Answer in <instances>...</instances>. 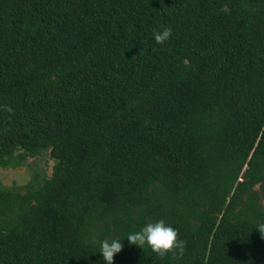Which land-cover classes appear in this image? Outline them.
<instances>
[{
  "label": "trees",
  "instance_id": "trees-1",
  "mask_svg": "<svg viewBox=\"0 0 264 264\" xmlns=\"http://www.w3.org/2000/svg\"><path fill=\"white\" fill-rule=\"evenodd\" d=\"M45 150L0 184V264H103L160 218L182 252L113 264H264V0H0V168Z\"/></svg>",
  "mask_w": 264,
  "mask_h": 264
},
{
  "label": "clouds",
  "instance_id": "clouds-1",
  "mask_svg": "<svg viewBox=\"0 0 264 264\" xmlns=\"http://www.w3.org/2000/svg\"><path fill=\"white\" fill-rule=\"evenodd\" d=\"M171 33L170 27H164L161 31L153 33V38L157 43H161L167 41ZM254 228L264 236V220H257ZM125 237L130 244L141 248L147 245L159 256L173 250L182 252L185 244V241L179 238L177 229L165 219L148 220L141 224L138 230L99 238L98 252L102 254L103 264H113L114 254L121 250ZM91 239L95 241L97 234L93 233Z\"/></svg>",
  "mask_w": 264,
  "mask_h": 264
},
{
  "label": "rangeland",
  "instance_id": "rangeland-1",
  "mask_svg": "<svg viewBox=\"0 0 264 264\" xmlns=\"http://www.w3.org/2000/svg\"><path fill=\"white\" fill-rule=\"evenodd\" d=\"M55 159L50 150H45L36 156H27L26 159L12 167L0 168V184L7 188L18 187L26 191L36 187L44 178L53 173Z\"/></svg>",
  "mask_w": 264,
  "mask_h": 264
}]
</instances>
